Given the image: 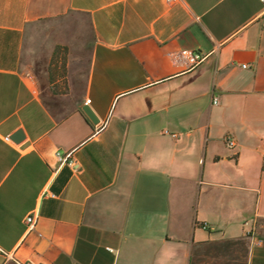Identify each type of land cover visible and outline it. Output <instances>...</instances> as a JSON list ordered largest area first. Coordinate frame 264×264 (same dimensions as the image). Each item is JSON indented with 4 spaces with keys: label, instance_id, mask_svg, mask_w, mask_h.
<instances>
[{
    "label": "crops",
    "instance_id": "crops-1",
    "mask_svg": "<svg viewBox=\"0 0 264 264\" xmlns=\"http://www.w3.org/2000/svg\"><path fill=\"white\" fill-rule=\"evenodd\" d=\"M263 7L0 0V264H264Z\"/></svg>",
    "mask_w": 264,
    "mask_h": 264
},
{
    "label": "rangeland",
    "instance_id": "rangeland-1",
    "mask_svg": "<svg viewBox=\"0 0 264 264\" xmlns=\"http://www.w3.org/2000/svg\"><path fill=\"white\" fill-rule=\"evenodd\" d=\"M54 25L45 21L38 26H32L29 28L25 35V49L31 54V64L33 70L40 74L45 70V76L47 71L50 77L54 73L62 77L65 74V54H57L58 47L52 53L49 58L50 52L49 45L56 40V32ZM56 27V26H55Z\"/></svg>",
    "mask_w": 264,
    "mask_h": 264
},
{
    "label": "built area",
    "instance_id": "built-area-1",
    "mask_svg": "<svg viewBox=\"0 0 264 264\" xmlns=\"http://www.w3.org/2000/svg\"><path fill=\"white\" fill-rule=\"evenodd\" d=\"M167 1H171V0H167ZM260 1H261V3H263V6H264V0H260ZM261 16L263 17V20H264V7H263V10H262ZM181 56H183L188 61L190 66H195V65L199 64L205 57V55H203L200 52L193 51V50H187V49L181 50ZM241 66L242 67H246L247 65L244 63ZM86 102H89V99H86ZM216 102H217V98L215 97V98H213V103H216ZM171 135L173 137L176 136V134H171ZM224 143H225V145L228 148H233L235 146V141H234V139L231 136H226L224 138ZM69 157H70V155L68 154L64 158H58V161H59L60 164L66 162L70 166H72L73 165V160L69 159ZM25 221H26V223L31 224L32 223V216L31 215L27 216ZM255 230H256L255 227L251 228L250 233H254ZM21 264H37V263H21Z\"/></svg>",
    "mask_w": 264,
    "mask_h": 264
},
{
    "label": "water",
    "instance_id": "water-1",
    "mask_svg": "<svg viewBox=\"0 0 264 264\" xmlns=\"http://www.w3.org/2000/svg\"><path fill=\"white\" fill-rule=\"evenodd\" d=\"M82 110L92 123H97L98 119L93 110L88 105H84ZM10 139L15 143H19L23 139L21 130L16 131Z\"/></svg>",
    "mask_w": 264,
    "mask_h": 264
}]
</instances>
